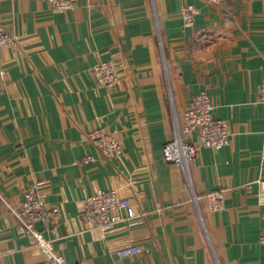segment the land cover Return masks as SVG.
Instances as JSON below:
<instances>
[{"label": "crops", "instance_id": "1", "mask_svg": "<svg viewBox=\"0 0 264 264\" xmlns=\"http://www.w3.org/2000/svg\"><path fill=\"white\" fill-rule=\"evenodd\" d=\"M184 3L199 9L192 27ZM0 29L19 42L0 52V264L43 260L6 203L40 182L59 212L36 226L66 260L264 264V0H76L60 12L47 0H0ZM107 60L112 86L93 72ZM203 89L230 142L200 147L185 173L163 148ZM98 126L121 139L116 157L88 139ZM100 189L131 197L142 222H88L84 198ZM211 191L223 193L221 210L209 208ZM134 243L140 252L118 256Z\"/></svg>", "mask_w": 264, "mask_h": 264}, {"label": "built area", "instance_id": "2", "mask_svg": "<svg viewBox=\"0 0 264 264\" xmlns=\"http://www.w3.org/2000/svg\"><path fill=\"white\" fill-rule=\"evenodd\" d=\"M55 10L67 11L73 8L76 0H47ZM215 4H222L227 0H210ZM199 12L196 5L184 3L179 10V17L183 27H192L195 15ZM18 39L10 32L0 29V52L5 48H16ZM93 72L100 84L112 86L118 81L117 64L113 60L101 61L93 67ZM260 101L264 104V80L260 84ZM174 135L163 148V157L167 162L179 165L188 173L189 164L198 153L200 147L222 148L230 142L229 121L215 115L210 93L203 89L194 94L187 103L182 118L176 120ZM88 139L96 145L102 156L114 158L122 151L121 139L113 132L102 126L92 129L87 134ZM90 155L84 156V161L92 160ZM42 183V182H40ZM40 183L29 186L24 191L23 200L18 206H10L18 220V231L32 236L34 245L43 254V260L33 264H84L83 261H69L54 247L53 240L47 237L36 226L39 220L55 216L59 212L58 206L47 205L39 194L37 187ZM209 208L221 210L224 207V195L220 191L208 192ZM121 211H123L121 213ZM88 222L108 231L119 221H124L131 230L142 222L143 214L135 209L131 197L120 195L116 189H100L84 198L82 212ZM264 243V231L259 237ZM142 248L138 244H130L117 250L118 256L133 255Z\"/></svg>", "mask_w": 264, "mask_h": 264}]
</instances>
